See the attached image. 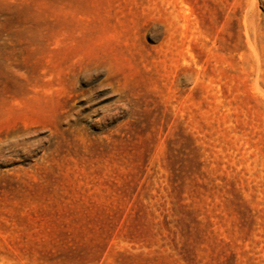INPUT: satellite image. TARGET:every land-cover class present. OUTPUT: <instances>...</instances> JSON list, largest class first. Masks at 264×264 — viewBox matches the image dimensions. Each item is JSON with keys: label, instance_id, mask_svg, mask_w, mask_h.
Wrapping results in <instances>:
<instances>
[{"label": "rangeland", "instance_id": "rangeland-1", "mask_svg": "<svg viewBox=\"0 0 264 264\" xmlns=\"http://www.w3.org/2000/svg\"><path fill=\"white\" fill-rule=\"evenodd\" d=\"M0 264H264V0H0Z\"/></svg>", "mask_w": 264, "mask_h": 264}]
</instances>
